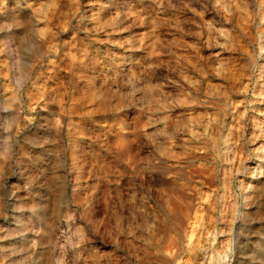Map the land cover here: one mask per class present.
I'll list each match as a JSON object with an SVG mask.
<instances>
[{
	"label": "rangeland",
	"instance_id": "1",
	"mask_svg": "<svg viewBox=\"0 0 264 264\" xmlns=\"http://www.w3.org/2000/svg\"><path fill=\"white\" fill-rule=\"evenodd\" d=\"M0 26V229L8 227L0 230L1 244L11 245L17 228L11 197L25 232L43 216L56 219L25 183L41 181L48 154L41 150L53 145L52 120L43 117L48 101L59 112L73 110L65 122L72 129L66 154L81 195L72 198L68 185L59 240L35 253L43 254V264H90L93 252L103 263L116 254L115 264H136L129 241L133 234L148 239L149 230L156 250L147 264H170L164 251L172 244L180 264H191L188 256L199 247L203 258L195 264H204L211 233L244 211L243 231L252 242L225 264H264L263 179L256 182L253 170L264 153V0H0ZM9 46L13 53H6ZM18 57L24 76L31 66L22 84L9 65ZM145 163L152 177L142 183ZM242 180L257 187L248 210L241 205ZM169 193L191 209L177 233ZM46 227L39 226L42 235ZM116 244L120 251L112 253Z\"/></svg>",
	"mask_w": 264,
	"mask_h": 264
},
{
	"label": "bare ground",
	"instance_id": "2",
	"mask_svg": "<svg viewBox=\"0 0 264 264\" xmlns=\"http://www.w3.org/2000/svg\"><path fill=\"white\" fill-rule=\"evenodd\" d=\"M14 2V1H13ZM16 2V1H15ZM218 2V1H217ZM223 2V1H222ZM214 3V2H213ZM227 3V2H226ZM19 4V3H18ZM21 4V3H20ZM219 5V4H218ZM223 5V3H222ZM221 5V6H222ZM216 6V5H215ZM224 7V6H223ZM227 8H228V5H227ZM226 8V10H227ZM223 9V8H222ZM19 10V9H18ZM224 10V9H223ZM16 11V10H15ZM218 12V11H217ZM222 12V11H221ZM227 12V11H226ZM221 14V13H220ZM10 15V14H8ZM223 15V13H222ZM31 20V19H30ZM28 22V21H27ZM1 27V26H0ZM209 27V26H208ZM10 29V28H9ZM30 29V28H29ZM223 29V28H222ZM6 30V29H5ZM209 30V29H208ZM207 31V30H206ZM211 31V30H210ZM5 32V31H4ZM11 33V32H10ZM207 33V32H206ZM213 35V34H212ZM208 36V35H206ZM211 36V35H210ZM208 36V37H210ZM20 38V37H19ZM211 39V37H210ZM6 40V39H5ZM209 41V40H208ZM224 45V44H223ZM226 45V44H225ZM16 46V45H15ZM14 50V49H13ZM33 51V50H32ZM12 52V49H11V46L7 47L6 49V53L10 54ZM13 53V52H12ZM25 53V52H24ZM14 56V55H13ZM19 58L18 57L17 59H12L11 60V64L9 65H12L13 68L15 66V68L17 70H19V74L17 76V81L19 84H22V83H25V80L27 78L30 77V74H31V66L29 67V72L26 73L27 75L24 76L21 72H20V63H19ZM255 59V58H254ZM22 60V59H21ZM28 61V60H27ZM26 61V62H27ZM25 62V63H26ZM22 63V61H21ZM25 65V64H23ZM33 66V65H32ZM27 69V67H26ZM16 70V71H17ZM23 70V68H22ZM34 75V74H33ZM12 76V75H11ZM264 76V75H263ZM34 77V76H33ZM264 78V77H263ZM262 78V79H263ZM32 81V80H31ZM30 81V82H31ZM34 81V80H33ZM263 81V80H262ZM33 83V82H32ZM261 83V82H260ZM263 83V82H262ZM34 84V83H33ZM264 84V83H263ZM263 84L261 85L263 87ZM22 86V85H21ZM259 88V87H258ZM260 89V88H259ZM259 93V92H258ZM45 93H43L42 96H44ZM48 96V94H47ZM46 96V97H47ZM32 97H30L29 99H31ZM45 98V97H44ZM46 99V98H45ZM48 100V99H46ZM45 100V101H46ZM52 100V99H51ZM40 101V99H39ZM41 102V101H40ZM50 102H46L44 103V107L46 109V113H44V118H45V121L48 122L49 120H52V123L50 124V126H52V128L55 130V137L52 139V142H53V145L52 143L51 146H50V150H46V148L42 149L41 152H42V155L43 153H48L46 158H44V163L40 161V163H43L42 167H41V181L39 183H36L34 182L31 178L27 180V182H25L28 186H30V188L33 190V192L40 198L43 199V202H44V210L46 211V213L48 211H51L53 212L52 214L54 215V217H56V219H54V221L52 223H48L46 222V217H44V219L42 220V224H40V230L47 225L46 229L44 230V234L42 235L41 234V231L39 230V226H36L35 227V224L33 226H31V228L28 230V232H25L24 231V227L22 226V224H20L19 222V216H18V213L15 214V212L19 209L18 208V203L16 201V199L14 197H11L10 199V202L9 204H11L12 208L15 209V211L11 214V221H13V223L17 224V228L14 229L12 235H14L13 237V243L11 245H9L8 247L1 244V241L3 242L5 238L4 236L2 237V235H0V264H43V254L41 253V257H36L35 253L37 251L38 248H40V246L42 245H54L56 243L57 240H59V232L58 230V222H57V217L60 213V210H61V205L64 204L65 202H63L64 200L66 199H69V192H68V185L71 186V197L72 198H78L80 194L79 191H77L75 189V182H77V177L74 176V172L72 171V166L70 165V158L66 153H67V150L68 148L70 147H67V144L66 142L67 141H70L72 140V129H68V127H66L67 125H65V122L68 121L67 119V115L70 114L72 115L71 113L69 112H59V109L57 110V106L54 108L53 106H51L49 104ZM106 103V102H105ZM52 104V103H51ZM62 106V105H61ZM60 106L61 110L62 107ZM39 107V105H38ZM41 107V106H40ZM42 108V107H41ZM59 108V106H58ZM39 109V108H38ZM44 109V108H43ZM70 110V109H69ZM43 114V113H42ZM41 115V114H40ZM53 115V117H51ZM69 116V115H68ZM52 118V119H51ZM43 119V118H42ZM73 122V121H72ZM229 122V121H228ZM121 123V122H120ZM249 123V122H248ZM71 123H68V126H70ZM45 125V124H44ZM257 125V124H256ZM48 126V125H47ZM136 126V125H135ZM66 127V128H65ZM129 127V126H128ZM233 127V126H232ZM231 127V128H232ZM46 128V127H45ZM48 129V128H47ZM234 130V127L232 128ZM46 130V129H45ZM48 131V130H47ZM213 131V130H212ZM231 133V132H230ZM52 134V133H50ZM50 134L48 136H50ZM54 134V133H53ZM51 137V136H50ZM45 138V136H44ZM256 138V137H255ZM46 140H48V137H46ZM51 140L49 139L48 142H50ZM45 142V141H44ZM74 142H72L71 144H73ZM45 144V143H44ZM135 144V143H134ZM48 145V144H47ZM46 145V146H47ZM69 145H70V142H69ZM141 145V144H140ZM229 145V144H228ZM49 146V145H48ZM231 147V145H230ZM234 147V146H233ZM229 146L226 148L228 149ZM125 149V148H124ZM127 149V148H126ZM125 149V150H126ZM230 150V148H229ZM25 151V150H24ZM192 151V150H191ZM29 152V150H28ZM40 152V153H41ZM72 152V151H71ZM128 152V151H127ZM228 152V151H226ZM261 152V151H260ZM27 153V152H26ZM44 153V155H46ZM70 153V151H69ZM36 154V153H35ZM39 154V153H38ZM137 154V153H136ZM232 154V153H231ZM257 154V153H256ZM262 156L261 157H257V160H260L259 162L261 163L260 165H258L259 167L255 169H253L254 171H257L255 172L256 173V176L255 178L256 179V182H259L260 179L262 178L263 179V183H261L262 185H264V153L262 152L261 153ZM24 155V154H23ZM27 156V155H25ZM32 156V155H31ZM30 154H29V157H31ZM34 156V155H33ZM73 156V155H72ZM142 156V155H141ZM243 156V155H242ZM259 156V155H258ZM28 157V156H27ZM35 157V156H34ZM33 157V158H34ZM228 157V156H227ZM244 157V156H243ZM242 157V158H243ZM41 158V157H40ZM195 158V157H194ZM27 159V158H26ZM29 159V158H28ZM38 159V158H36ZM188 159V158H186ZM192 159V158H191ZM33 160V159H32ZM72 160V158H71ZM73 160H74V157H73ZM194 160V159H193ZM214 160V159H213ZM29 161V160H27ZM39 161V159H38ZM161 161V160H160ZM189 161V160H188ZM241 161V159L239 160ZM244 161V159H243ZM246 161V159H245ZM36 162V160H34V163ZM162 162H165L162 160ZM191 162V161H190ZM189 162V163H190ZM30 163V166L31 167H34L32 166V161L30 160L29 161ZM39 163V164H40ZM73 163V162H72ZM71 163V164H72ZM183 163V162H182ZM184 163H187V162H184ZM233 163V162H232ZM238 163V162H237ZM28 164V163H27ZM74 164V163H73ZM181 164V163H180ZM241 164V163H240ZM38 165V164H37ZM246 165V164H245ZM74 166V165H73ZM135 166V165H134ZM69 167L68 169V173H67V170L66 168ZM153 167V166H152ZM149 164H141L139 166V172H138V176H139V180L143 183L147 182V179H151L152 177V168ZM240 167V166H239ZM238 167V168H239ZM242 167V166H241ZM27 168V167H26ZM35 168V167H34ZM32 169V168H31ZM61 169L63 170L61 173H64V175H61L60 174V171ZM165 169V172L166 174L167 173H172L170 168L169 167H166L164 168ZM28 170V169H26ZM35 170V169H34ZM37 170V169H36ZM240 170V169H239ZM249 170V169H248ZM9 171V170H8ZM237 171V169H236ZM235 171V172H236ZM250 171V170H249ZM253 172H251V176H253ZM15 172V171H13ZM73 172V173H72ZM30 173V172H29ZM4 174V173H3ZM18 174V173H17ZM33 174V172L31 173ZM173 174V173H172ZM208 174V173H207ZM237 174V173H236ZM246 174V173H245ZM39 175V174H38ZM37 175V176H38ZM239 175V174H238ZM247 175V174H246ZM25 176V175H24ZM31 176V175H30ZM137 176V177H138ZM40 177V176H38ZM21 178V176H20ZM166 178V177H165ZM137 179V178H136ZM153 179V178H152ZM159 179V178H158ZM167 179V178H166ZM79 180V179H78ZM164 180V179H163ZM22 181V180H21ZM38 181V180H37ZM158 181V180H157ZM160 181V180H159ZM158 181V182H159ZM204 181V180H203ZM24 182V181H23ZM150 182V181H149ZM78 183V182H77ZM140 183V184H142ZM156 183V182H155ZM160 183H165V182H160ZM208 184V186H212V181L209 180V182H205V184ZM252 182L249 183H244L243 180L241 181L240 185L241 188H244L245 189V193L241 196H243V207L245 208L244 210H248L250 208V206L253 204L252 202L254 201V197H253V194L255 193L254 191V188H257V187H254V183L251 184ZM17 184V183H16ZM88 184V183H87ZM91 183H89L88 185H90ZM98 184V183H97ZM100 184V183H99ZM149 184V183H148ZM248 184V185H246ZM80 185V184H79ZM106 185V184H105ZM146 185V184H145ZM204 185V184H203ZM259 186V189L261 190H264V186L262 187V185L260 186V184H258ZM148 186V185H147ZM257 186V185H256ZM100 187V186H99ZM98 187V189H99ZM166 187L167 184H166ZM240 188V189H241ZM83 189V188H82ZM168 191L170 193L171 192V189L168 188ZM189 191V190H188ZM254 191V193H252ZM242 192V191H241ZM16 193V192H15ZM95 193V192H94ZM169 193V194H170ZM264 193V192H263ZM5 194V193H4ZM24 194V193H23ZM97 194V192H96ZM185 194V193H183ZM193 195V194H192ZM223 195V194H222ZM226 195V194H225ZM94 196V195H93ZM186 196V195H185ZM216 196V195H215ZM224 196V195H223ZM258 196V195H257ZM261 196V194H260ZM96 197V196H95ZM182 197V196H180ZM212 197V196H211ZM184 198V197H183ZM182 198V199H183ZM94 199V198H93ZM212 199V198H211ZM214 199V198H213ZM212 199V200H213ZM236 200H238V198H235ZM4 200V199H3ZM19 200V199H18ZM96 200V199H95ZM215 203H214V207L217 208V206H220V203H221V197H215ZM235 200V201H236ZM241 200V199H240ZM263 200V199H262ZM184 201H187L186 198H184ZM257 201V200H256ZM70 203V202H69ZM183 203V202H182ZM224 203V202H223ZM255 203V202H254ZM258 203V201H257ZM256 203V204H257ZM264 203V202H263ZM94 204V203H93ZM73 205V204H72ZM76 205V203H75ZM239 205V203H238ZM237 205V206H238ZM65 206V205H64ZM39 207V206H38ZM108 207V206H107ZM222 207V205H221ZM225 207V206H224ZM228 207V206H227ZM167 210H168V214L173 218L174 220V223H173V226H174V232L177 233V231L181 228H183L184 226H186V221L188 220V218H190V207L188 206H182L180 203H179V198H177L176 196H173L172 194H170L168 196V203H167ZM238 208V207H237ZM242 208V207H241ZM261 208V207H260ZM74 209V208H73ZM236 209V207H235ZM240 209V208H239ZM238 209V210H239ZM4 210V209H3ZM208 210V209H207ZM223 210V209H222ZM232 210V209H231ZM5 211V210H4ZM73 211V210H72ZM229 212V211H228ZM244 212H248V211H244ZM244 212L239 214V217L236 215L233 216L235 217L234 220H233V223L231 224H228V225H220L219 228H215V231L213 233H211V237H212V243L209 245V252L207 254V261L204 262V264H225L226 263V260L228 259L229 255L231 253L235 254V251L237 250V255H239L241 253L242 250V247L245 246L244 244L246 242H249L253 237H250L248 238V233L247 231H243V222H244V218L246 215H244ZM252 212V210L250 211V213ZM254 212V211H253ZM65 213V212H64ZM122 213V211H121ZM199 213V212H198ZM232 213V212H231ZM61 214V213H60ZM235 214V213H234ZM233 214V215H234ZM75 215V214H74ZM97 215V214H96ZM248 215V214H247ZM65 216V215H64ZM72 216V215H71ZM110 216V215H109ZM168 216V215H167ZM192 216V214H191ZM261 216V215H260ZM122 217V215H121ZM193 217V216H192ZM52 218V216H51ZM113 218V217H112ZM221 218V217H220ZM263 218V217H262ZM233 219V218H232ZM247 219V218H246ZM249 219V218H248ZM111 220V219H110ZM191 220V219H190ZM228 220V219H227ZM230 220V219H229ZM260 220V219H259ZM258 220V221H259ZM262 220V219H261ZM114 221V220H113ZM195 223L196 224L198 222L197 218L195 217ZM249 221V220H248ZM251 221V220H250ZM30 222V221H29ZM115 222V221H114ZM117 222V221H116ZM216 222V221H215ZM222 222V221H221ZM231 222V221H230ZM10 223V222H9ZM223 223V222H222ZM257 223V221L255 222ZM8 224V223H7ZM118 224V222H117ZM251 224V223H250ZM62 225V224H61ZM111 225V224H110ZM116 226V224H113ZM189 225V224H188ZM239 225V227H237ZM122 226V225H121ZM251 226V225H250ZM6 227L4 225V230H2V227H1V232L3 234L6 233ZM249 227V225H248ZM8 228V227H7ZM259 228V227H258ZM116 229L118 230V227H116ZM123 229V228H122ZM151 229V228H149ZM242 230V231H239V230ZM257 229V227H256ZM131 230V229H130ZM134 230V229H132ZM141 230V229H139ZM117 232V231H116ZM115 232V233H116ZM138 232V231H137ZM136 232V233H137ZM141 232V231H140ZM150 234L148 235V239H144L141 240V238L143 237V235L141 236H135V234H133V236L131 237L132 239L129 241L131 242L129 244V249L130 251L128 252L129 253V258L130 257H133L134 261L136 264H147L149 263V261L152 259V256H153V253L154 251L156 250V247L153 243V239H152V236H151V232H153V230H149ZM252 232V231H251ZM250 232L251 235H253L252 233ZM263 232H264V229H263ZM123 233V231H122ZM126 233V232H125ZM139 233V232H138ZM142 233V232H141ZM261 233V232H260ZM11 234V233H10ZM117 234V233H116ZM124 234V233H123ZM128 234V233H127ZM126 234V236H127ZM182 234V233H181ZM255 234V233H254ZM263 234V233H262ZM42 235V236H41ZM111 235V234H110ZM125 235V234H124ZM123 235V237H124ZM176 235V234H175ZM264 235V234H263ZM10 236V235H8ZM227 236H229L231 239L230 240H225V238H227ZM256 236V235H255ZM260 236V235H259ZM98 237V236H97ZM118 237V236H117ZM177 237V235H176ZM264 238V236H261ZM130 238V237H128ZM260 238V237H259ZM11 239V238H10ZM137 239H140L141 240V243H140V246H136L135 245V242H138ZM210 239V238H209ZM6 240V239H5ZM9 240V239H8ZM118 240V239H117ZM116 240V241H117ZM139 240V242H140ZM173 240V239H172ZM260 240V239H259ZM258 240V241H259ZM262 240V239H261ZM26 241L28 244L26 245H23V252L21 253L20 251V247H19V243ZM120 240L117 241V243L119 242ZM125 241V240H124ZM264 241V240H263ZM8 242V241H7ZM115 242V241H114ZM113 242V244H114ZM128 242V243H129ZM175 242V240H174ZM252 242V241H250ZM256 242V241H255ZM262 242V241H261ZM260 242V243H261ZM121 243V242H119ZM126 243H127V239H126ZM192 243V242H191ZM25 244V243H24ZM209 244V243H208ZM250 244V243H249ZM174 246V244H172ZM261 245V244H260ZM264 245V244H263ZM127 246V245H126ZM171 246V248L173 247ZM247 246H248V243H247ZM262 246V245H261ZM259 246L258 248V252L261 253L262 252V247ZM32 249V252L29 251V249ZM46 247V246H45ZM176 246H174V249H175ZM190 247V246H189ZM188 247V248H189ZM264 247V246H263ZM52 248V247H51ZM112 248V247H111ZM166 249L164 252L167 253V255H165V259H167V261L170 263V264H180V252L177 250V249ZM246 248V247H245ZM93 249V248H92ZM112 249H115L113 250L114 252L112 253H116L117 251H120V246L119 244H116V247L115 248H112ZM111 249V250H112ZM224 249V251H223ZM94 250V249H93ZM123 251V250H122ZM8 252V254H7ZM182 252V251H181ZM264 252V251H263ZM48 253V252H47ZM127 253V252H126ZM257 253V252H255ZM242 254V253H241ZM106 255V254H105ZM116 254L114 255H111V257H114L113 259L117 258L115 257ZM118 255V254H117ZM123 255V254H121ZM125 255V254H124ZM120 256V255H119ZM101 257V256H100ZM187 257V255H186ZM189 257V261H191V264H195L196 261H200L201 258H203V253H202V248H197L195 251H193V254H191ZM236 257V256H235ZM42 258V259H41ZM241 258V256H240ZM112 259V260H113ZM119 259V257H118ZM132 259V260H133ZM237 259V257H236ZM235 259V260H236ZM252 259V257H251ZM259 259V258H258ZM101 260V259H100ZM112 260L108 259L106 257V259H104V263L99 261V258L97 256V253L96 252H93L92 255H91V261H90V264H115L114 262H112ZM238 260V259H237ZM262 260V259H261ZM129 261V260H128ZM151 262V261H150ZM257 262V261H256ZM263 262V261H262ZM132 263V262H131ZM117 264H120V263H117ZM186 264H189L188 262H186ZM236 264V263H235Z\"/></svg>",
	"mask_w": 264,
	"mask_h": 264
}]
</instances>
